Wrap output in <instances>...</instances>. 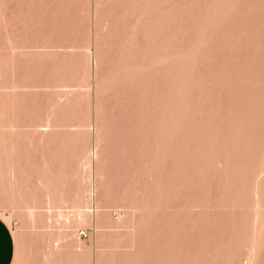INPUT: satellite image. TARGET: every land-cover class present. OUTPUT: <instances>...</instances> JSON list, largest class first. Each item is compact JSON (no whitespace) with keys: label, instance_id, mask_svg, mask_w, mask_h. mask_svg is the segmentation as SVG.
Segmentation results:
<instances>
[{"label":"rangeland","instance_id":"1","mask_svg":"<svg viewBox=\"0 0 264 264\" xmlns=\"http://www.w3.org/2000/svg\"><path fill=\"white\" fill-rule=\"evenodd\" d=\"M12 264H264V0H0Z\"/></svg>","mask_w":264,"mask_h":264},{"label":"crops","instance_id":"2","mask_svg":"<svg viewBox=\"0 0 264 264\" xmlns=\"http://www.w3.org/2000/svg\"><path fill=\"white\" fill-rule=\"evenodd\" d=\"M15 243L12 232L0 216V264H12L14 259Z\"/></svg>","mask_w":264,"mask_h":264}]
</instances>
